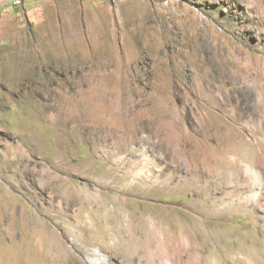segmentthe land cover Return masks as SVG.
I'll use <instances>...</instances> for the list:
<instances>
[{"label": "rangeland", "instance_id": "rangeland-1", "mask_svg": "<svg viewBox=\"0 0 264 264\" xmlns=\"http://www.w3.org/2000/svg\"><path fill=\"white\" fill-rule=\"evenodd\" d=\"M7 1L0 264H264V0Z\"/></svg>", "mask_w": 264, "mask_h": 264}, {"label": "bare ground", "instance_id": "bare-ground-1", "mask_svg": "<svg viewBox=\"0 0 264 264\" xmlns=\"http://www.w3.org/2000/svg\"><path fill=\"white\" fill-rule=\"evenodd\" d=\"M17 4L21 5L22 1L21 0L17 1ZM86 195H88V194H86ZM78 197L79 196L73 195V197L70 198V200L75 201V200L78 199ZM85 199H86L87 202H86L85 206H82L81 209H79V212L81 214H83L84 213V208L92 207L96 211L97 218L99 219V222H100L102 220V218H101L102 216H101L100 212L102 211V209L104 207L103 203L101 201L100 202L97 201L95 198H92L90 195H88V198H85ZM95 207H97V209H95ZM78 220L79 219H77V221L75 220L76 222H73V224L70 223V225H69V226H71L70 235L74 236V238H75L74 239L75 245H76L77 242H79V240L81 242L83 241L84 243H87L89 246L90 245H94L95 246V244L96 245L99 244L102 247V248L100 247L101 249H99V253H100L99 256H101V257H98V255H93V257L91 258V260H92L91 262L93 264H104V261H107V260L103 259V258H106V256L104 254L105 252H101V251H107L108 246L105 244V240L108 237L105 235L104 231L101 228H97L96 231L99 233V237L96 238L95 235L92 233V229L87 224V222H85L82 219H80L79 221ZM42 244L46 246V250H47L48 256L52 258L54 264H64L65 261L70 258V254L67 251V248H66V245H65V241L62 240L61 238H59V237H57L55 235L48 236V238L45 237L43 239V243ZM239 244H240V242H239ZM228 246L230 247L229 249H228ZM228 246H226V248H224L222 251L223 252H230V250L231 251H235V250L232 249V247H234V246H232V245H231L232 247L230 245H228ZM41 247H42V245H41ZM90 247H92V246H90ZM76 248H74V249L77 250ZM237 248H238L239 252L246 251L245 250L246 249L245 248V244L244 245H240ZM238 263L239 264H244V259L238 260ZM126 264H135V262L131 258H128L126 260Z\"/></svg>", "mask_w": 264, "mask_h": 264}, {"label": "crops", "instance_id": "crops-1", "mask_svg": "<svg viewBox=\"0 0 264 264\" xmlns=\"http://www.w3.org/2000/svg\"><path fill=\"white\" fill-rule=\"evenodd\" d=\"M17 1H19V0H17ZM21 1H22L21 6H23V8H25V9H32V6L34 8H39V6L35 7L36 6L35 1L29 2V3H26L24 0H21ZM0 5L4 6V7H8V1L7 0H0Z\"/></svg>", "mask_w": 264, "mask_h": 264}]
</instances>
